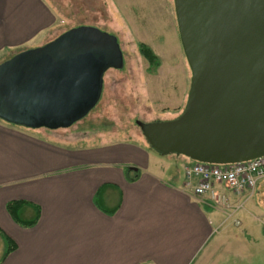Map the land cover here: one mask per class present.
<instances>
[{"label": "crops", "instance_id": "1", "mask_svg": "<svg viewBox=\"0 0 264 264\" xmlns=\"http://www.w3.org/2000/svg\"><path fill=\"white\" fill-rule=\"evenodd\" d=\"M56 21L45 0H0V63L46 43L43 32ZM42 129L0 120V264L209 262L218 218L231 216L184 185L187 162L167 166L143 145H82L75 140L85 141L86 132L57 129L46 137ZM225 192L233 205L242 203L232 217L242 210L241 218H264V178L252 194ZM15 200L31 204L26 218L38 208L34 225L13 220L6 205ZM3 235L14 244L5 256Z\"/></svg>", "mask_w": 264, "mask_h": 264}, {"label": "water", "instance_id": "2", "mask_svg": "<svg viewBox=\"0 0 264 264\" xmlns=\"http://www.w3.org/2000/svg\"><path fill=\"white\" fill-rule=\"evenodd\" d=\"M190 69L183 110L137 121L152 150L210 164L264 155V0H173ZM117 38L77 26L0 63V120L66 128L98 102L103 76L121 68Z\"/></svg>", "mask_w": 264, "mask_h": 264}, {"label": "rangeland", "instance_id": "3", "mask_svg": "<svg viewBox=\"0 0 264 264\" xmlns=\"http://www.w3.org/2000/svg\"><path fill=\"white\" fill-rule=\"evenodd\" d=\"M45 1L56 11L57 21L52 30L43 32V40L48 42L77 26H94L117 38L123 56L121 68H109L104 73L102 93L95 106L58 132L88 133L85 141L75 140L82 145L102 141L143 145L167 166L175 159L178 168L180 161L193 162L183 155H161L152 150L136 124L172 119L185 105L182 90L185 86L188 92L191 74L179 39L173 0ZM141 44L153 51L163 71L159 65H149L140 53ZM42 130L48 137L50 129ZM169 172L174 171L165 174ZM252 199L259 202L260 198L255 195ZM241 212L218 218L224 220L213 238L211 259L205 264H264V218H241Z\"/></svg>", "mask_w": 264, "mask_h": 264}, {"label": "built area", "instance_id": "4", "mask_svg": "<svg viewBox=\"0 0 264 264\" xmlns=\"http://www.w3.org/2000/svg\"><path fill=\"white\" fill-rule=\"evenodd\" d=\"M182 172L184 185L193 195L206 197L211 206L226 209L233 215L242 203L233 205L225 190L234 195L245 191L252 194L258 181L264 178V155L227 164L193 161L184 164Z\"/></svg>", "mask_w": 264, "mask_h": 264}, {"label": "trees", "instance_id": "5", "mask_svg": "<svg viewBox=\"0 0 264 264\" xmlns=\"http://www.w3.org/2000/svg\"><path fill=\"white\" fill-rule=\"evenodd\" d=\"M139 50H140V53L142 54V56L147 60V62L149 63L150 66L154 67V66L159 65V60H158L157 56L153 53V51L148 46L141 44L139 46ZM29 206H31V204H29L26 201L15 200V201H9L6 205V209H7L8 213L11 215V217L13 218V220L17 224H19L23 227H30V226L34 225L35 222L37 221L38 208L33 206L36 210L35 214L30 218H26L23 215V210H24V208L29 207ZM3 240L5 243V249H4L3 256H5L11 250H13L14 244L5 235H3Z\"/></svg>", "mask_w": 264, "mask_h": 264}]
</instances>
